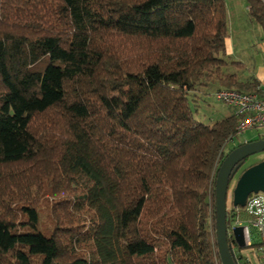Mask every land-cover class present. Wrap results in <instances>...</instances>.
<instances>
[{
	"label": "trees",
	"instance_id": "obj_1",
	"mask_svg": "<svg viewBox=\"0 0 264 264\" xmlns=\"http://www.w3.org/2000/svg\"><path fill=\"white\" fill-rule=\"evenodd\" d=\"M229 33L226 0H0V264H222L238 119L200 121L195 94L264 96L226 71Z\"/></svg>",
	"mask_w": 264,
	"mask_h": 264
},
{
	"label": "rangeland",
	"instance_id": "obj_2",
	"mask_svg": "<svg viewBox=\"0 0 264 264\" xmlns=\"http://www.w3.org/2000/svg\"><path fill=\"white\" fill-rule=\"evenodd\" d=\"M231 36L236 43L233 55H228L226 59L229 64L226 66V71L235 73L243 80L258 79L256 71H254L255 62L254 54L260 51L264 44V31L262 25L257 22L249 13L246 0H226ZM263 38V40H262ZM263 41V43H262ZM264 55V52H263ZM235 61L243 62L241 68ZM217 85L202 86L196 91L197 99V118L207 124H213L216 121L234 113V109L225 102L219 101L216 97ZM264 138V127L249 128L243 132H236L232 139L227 142L226 151L232 150L235 146L241 143ZM264 158V151L253 154L248 157L241 169L248 165L261 161ZM240 171L231 178L227 196V208L233 207V191L237 183ZM47 211L43 210L42 219H46ZM240 218L244 224L248 219V215L243 212ZM232 232V228H230ZM253 243L257 242L259 237L252 231ZM246 248H244L245 250ZM245 253L252 258L255 255L247 250Z\"/></svg>",
	"mask_w": 264,
	"mask_h": 264
},
{
	"label": "water",
	"instance_id": "obj_3",
	"mask_svg": "<svg viewBox=\"0 0 264 264\" xmlns=\"http://www.w3.org/2000/svg\"><path fill=\"white\" fill-rule=\"evenodd\" d=\"M264 151V138L244 142L233 148L220 165L216 179V234L219 256L222 264H239L228 243L227 196L229 184L243 161ZM264 192V160L245 169L238 177L233 191L234 206H244L252 193ZM232 234L239 248L251 245V231L248 225H236Z\"/></svg>",
	"mask_w": 264,
	"mask_h": 264
},
{
	"label": "built area",
	"instance_id": "obj_4",
	"mask_svg": "<svg viewBox=\"0 0 264 264\" xmlns=\"http://www.w3.org/2000/svg\"><path fill=\"white\" fill-rule=\"evenodd\" d=\"M219 101L225 102L234 109L233 115L238 119L237 132H243L249 128L264 127V96L255 92L240 91L236 89H219L216 92ZM235 212H245L248 215L246 225L251 231L250 250L255 258L242 252V260L248 264H264V192L252 193L244 206H234ZM245 222L236 219V225ZM234 225V226H236ZM252 231L259 239L253 243Z\"/></svg>",
	"mask_w": 264,
	"mask_h": 264
},
{
	"label": "crops",
	"instance_id": "obj_5",
	"mask_svg": "<svg viewBox=\"0 0 264 264\" xmlns=\"http://www.w3.org/2000/svg\"><path fill=\"white\" fill-rule=\"evenodd\" d=\"M249 11V9H248ZM229 36L226 39V48H227V55H233L234 51H235V47H236V43H234L233 38L231 36V31H230V23H229ZM263 40V38H262ZM263 43V41H262ZM264 44L263 47L261 48L260 51H257L254 54V62H255V67H254V71H256L257 75H258V80L261 82V85L264 87ZM242 64H245L242 62ZM242 64H240V68L242 66ZM240 78V77H239ZM244 225V224H242ZM247 249V248H246ZM243 250L244 252H246L247 250Z\"/></svg>",
	"mask_w": 264,
	"mask_h": 264
},
{
	"label": "flooded vegetation",
	"instance_id": "obj_6",
	"mask_svg": "<svg viewBox=\"0 0 264 264\" xmlns=\"http://www.w3.org/2000/svg\"><path fill=\"white\" fill-rule=\"evenodd\" d=\"M254 140H255V139H254ZM250 141H251V140H250ZM241 144H242V143H241ZM239 145H240V144H239ZM235 147H237V146H235ZM235 147H234V148H235ZM229 152H230V151H229ZM247 159H248V157L243 161L242 165H241L240 168L237 170V172L235 173V175L240 171V173H239V176H240L241 173H242L245 169H247L248 167H250V166H252V165H254V164L260 162V161L254 162V163L248 165L246 168L241 169V167L244 165V163H245V161H246ZM263 160H264V158H263ZM263 160H261V161H263ZM235 175H234V176H235Z\"/></svg>",
	"mask_w": 264,
	"mask_h": 264
}]
</instances>
